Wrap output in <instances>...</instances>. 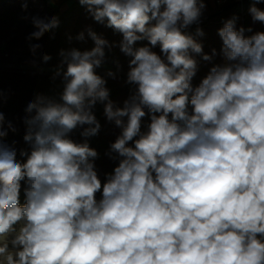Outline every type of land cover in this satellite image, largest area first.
I'll return each instance as SVG.
<instances>
[{
  "label": "clouds",
  "instance_id": "obj_1",
  "mask_svg": "<svg viewBox=\"0 0 264 264\" xmlns=\"http://www.w3.org/2000/svg\"><path fill=\"white\" fill-rule=\"evenodd\" d=\"M18 2L35 29L26 65L63 87L58 98L34 92L15 119L21 142L0 84V264H264V0H232L248 5L251 23L222 18L210 52L197 37L211 0ZM39 2L76 4L122 39L91 24L66 31L49 68L52 54L32 41L55 40L61 20L33 15ZM89 39L90 49L72 46ZM114 47L129 58L124 84L135 85L123 106L107 87L120 60L97 71ZM200 61L210 67L194 83ZM98 102L120 130L103 174L89 143L102 129Z\"/></svg>",
  "mask_w": 264,
  "mask_h": 264
},
{
  "label": "trees",
  "instance_id": "obj_2",
  "mask_svg": "<svg viewBox=\"0 0 264 264\" xmlns=\"http://www.w3.org/2000/svg\"><path fill=\"white\" fill-rule=\"evenodd\" d=\"M264 6V5H262ZM29 9L33 15L51 16L59 15L61 20L60 29L56 33L55 40H49L48 35L46 34L41 41L33 40L32 43H41L44 52L52 54L53 60L50 62L49 66H54L58 60H55L56 53L62 47H68L64 33L70 31L75 34V29L80 26V24L91 23L90 18H86V14L83 9H81L76 4H58L56 8L49 7L46 3H30ZM234 12H239L241 16V23L247 24L251 23L250 17L247 15V12H240V2H225L221 5L216 6L215 10L211 12H206V19H213L214 17L227 18L232 15ZM21 13V4L18 0H0V42L7 40L8 41V52L10 55L13 53L21 57L25 55L24 58H19L23 62L26 60V56H31L26 37L35 29L31 26L30 23L21 21L19 17ZM206 21V22H208ZM205 22V23H206ZM222 27V23H218L214 26ZM206 35L205 37H197L198 41L203 42L204 51L210 52L212 47L217 48L219 51L220 38L218 35L214 37V31L211 25H202ZM194 27V26H193ZM257 29H261L264 26L257 23L255 25ZM93 29L97 31L98 34L103 35L110 42H115L117 45L122 37L118 33H114L112 29L105 28L103 25L96 24L93 26ZM195 33V31H194ZM193 33V34H194ZM146 42H138L137 46H142ZM210 43V44H208ZM73 47H78L81 50L90 49L93 45V42L89 39L87 43L74 42ZM158 50V49H157ZM106 57L110 60L117 59H129L125 57L122 53L119 52L118 47H114L110 52L108 49H105ZM8 59V58H5ZM18 59V61H20ZM200 60L199 57H197ZM218 59L213 62H218ZM109 60V61H110ZM200 66H203L202 68ZM210 64H207L203 61H200L198 66L197 76H203L206 74ZM52 72H46L45 74H33V72H23L16 68H4L0 72V84L7 91L11 89L12 96L9 102L4 106V111L6 114L11 113L12 115L24 116L26 115L24 109L27 107V103L34 99V92L39 91L47 96H54L58 98L59 92L62 91V80L57 78L53 82L50 77ZM107 87L111 90L110 98L117 103V106H123V100L128 97L125 86L120 80L113 81L108 79ZM117 99H119L117 101ZM94 112L97 115V119L101 122L102 129L98 137L90 138V146L96 148L100 153V159L96 161L97 167L100 169L101 174L104 171H110L112 167V162H110L107 157L104 156V153L107 151L110 142L114 141L117 135L107 134L104 130L105 117L103 115V104L97 103L94 108ZM16 119V118H15ZM17 126L20 128V135L23 134L24 125L16 120ZM78 129L73 135L80 139Z\"/></svg>",
  "mask_w": 264,
  "mask_h": 264
},
{
  "label": "rangeland",
  "instance_id": "obj_3",
  "mask_svg": "<svg viewBox=\"0 0 264 264\" xmlns=\"http://www.w3.org/2000/svg\"><path fill=\"white\" fill-rule=\"evenodd\" d=\"M215 4H216V6L219 5L216 2H215ZM247 6L248 5L246 3H240V12L246 11ZM206 21H208V19L205 18L202 25H204V24L206 26L207 25H209V26L211 25L210 28L213 29L214 37H216L215 36V35H217L216 34V29L219 26H221V25H218V26H214V25H216V24L221 22V17H219V16L218 17H214L213 19H209L208 22H206ZM87 24H91L92 27L96 25V23H94L92 20H91V23L88 22V23H85V24L84 23L80 24V26H78L75 29V33L80 31L83 28V26L87 25ZM190 31H192V33H194L195 26L192 29H190ZM208 44H210V43H208ZM0 45H2V50H0V72L4 68H16V69H19V70H21L23 72H33V70L30 69L26 65V61L30 60L31 56H26L27 59L26 60L24 59V61L22 62L21 59H19V58L23 59L25 55H22L21 57H19L18 55H15L14 53L12 55H10V53L8 52V41L7 40H4V41L0 42ZM5 58H8V59H5ZM18 59L20 61H18ZM55 60H58L57 57L55 58ZM109 60L110 59L107 58L106 63L100 69L97 70L100 75H102V76L105 75L106 70L108 68H112L113 70H115V64L113 63V60H110V61ZM118 60H120L121 64L123 65V71L118 74L119 75V80L121 82H123V84H124V80L126 79V73L128 71V66H127L128 59H118ZM48 67L51 68L52 66L48 65ZM200 67L202 68L203 66H200ZM48 72H51V71H48ZM201 78H202V76H196L194 78V83H198ZM124 86H125L127 95L130 94V89H134L135 88V85H126V84H124ZM118 100L119 99H117V101ZM6 115L8 116L9 119L15 120V118H16V116L12 115L11 113H8ZM14 122L16 123V120ZM104 130H105V132L107 134H112V135H118L119 131H120L118 128L115 127L114 123H109V122L106 121V119H105V123H104ZM16 138L21 139V142H22V135H20L19 137H16Z\"/></svg>",
  "mask_w": 264,
  "mask_h": 264
},
{
  "label": "crops",
  "instance_id": "obj_4",
  "mask_svg": "<svg viewBox=\"0 0 264 264\" xmlns=\"http://www.w3.org/2000/svg\"><path fill=\"white\" fill-rule=\"evenodd\" d=\"M215 8H216L215 0H211V2L208 3V11L207 12H211L212 10H215Z\"/></svg>",
  "mask_w": 264,
  "mask_h": 264
},
{
  "label": "built area",
  "instance_id": "obj_5",
  "mask_svg": "<svg viewBox=\"0 0 264 264\" xmlns=\"http://www.w3.org/2000/svg\"><path fill=\"white\" fill-rule=\"evenodd\" d=\"M219 5L223 4V3H218Z\"/></svg>",
  "mask_w": 264,
  "mask_h": 264
}]
</instances>
